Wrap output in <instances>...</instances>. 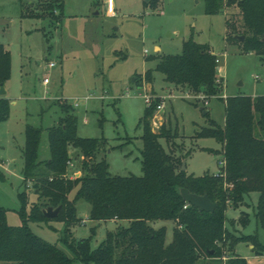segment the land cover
I'll return each instance as SVG.
<instances>
[{
  "label": "rangeland",
  "instance_id": "1",
  "mask_svg": "<svg viewBox=\"0 0 264 264\" xmlns=\"http://www.w3.org/2000/svg\"><path fill=\"white\" fill-rule=\"evenodd\" d=\"M63 2L62 9L50 14L49 10L39 9L38 0H0V43L11 53V74L5 83L10 113L0 123V207L7 212L8 224L22 225L19 194L26 190L22 173L25 130L28 126L42 130L39 159H48V131L59 126L64 118L60 103L78 104L76 108L73 106L78 135L105 142L98 160L105 159L112 176L143 175L139 124L147 107L145 92L153 97L152 104L164 103L162 112L154 111L152 128L158 133L166 123L168 129L179 135L170 144L164 138L160 142L167 152L184 158L188 175L203 177L222 171L219 166L224 158L222 145L214 138L195 136L209 127L210 121L224 127L225 102L216 97L206 105L195 94L187 98L184 93L169 89L173 85L154 70L158 64L157 53L180 54L183 42L193 37L197 43L213 47L218 56L227 53L226 58H221L226 96H264V59L237 51L238 43L227 38L225 15L206 14L204 0H160L156 8L145 6V0ZM31 11L40 17L28 15ZM237 12L232 10L227 17H232L239 26ZM156 46L161 51L155 50ZM50 62L57 65L50 69ZM150 70L152 83L145 78ZM255 76L260 80L256 81ZM45 78L50 80L46 86ZM169 95L173 98H163ZM205 107L207 111H202ZM73 163L75 167L69 169L71 177L80 170L81 158ZM27 185L29 202H36L31 183ZM73 197L74 193L70 199ZM251 197L250 208L232 210L234 207L229 204L227 218L237 219L241 211L252 213L258 194ZM77 209L81 221L71 233L76 239H92L94 248L108 233L128 225L127 222L90 220V206L83 200L77 203ZM83 220L87 222L83 224ZM29 227L34 234L71 255L61 242L64 222L29 223ZM153 227L166 228L167 239L172 241L176 223L157 221ZM241 231L243 235L257 234L264 243V230L257 227L253 215ZM235 252L248 264H264V252L257 256L248 243L237 244ZM229 256L224 254L225 262ZM225 262L202 258L196 264Z\"/></svg>",
  "mask_w": 264,
  "mask_h": 264
},
{
  "label": "trees",
  "instance_id": "2",
  "mask_svg": "<svg viewBox=\"0 0 264 264\" xmlns=\"http://www.w3.org/2000/svg\"><path fill=\"white\" fill-rule=\"evenodd\" d=\"M159 1L145 0V6L156 8ZM204 1L206 14L225 15L228 40L240 44L242 52L255 53L264 59V0ZM63 3V0H38V7L53 14L63 8ZM235 9L239 26L232 17H227ZM28 15L40 17L36 11ZM235 35L244 36L245 41L235 40ZM157 59L154 71L160 72L181 93L203 95L206 103L216 97L225 102L224 127L210 121L209 127L195 136L214 138L222 145L226 162L222 173L195 177L181 170L184 158L167 152L160 142L163 138L170 142L177 134L166 124L160 132L153 131L151 120L157 106L154 103L145 108L139 124L143 175L112 176L105 159L98 160L105 142L80 137L74 107L60 103L64 118L59 126L48 131V159H39L42 130L31 126L25 130L22 173L26 190L19 194L22 225L10 226L6 210L0 207V263L196 264L202 258L223 261L224 254L233 253L241 242L253 245L256 255H262L264 243L257 234L237 235L233 229L235 222L246 228L249 215L242 213L238 220L231 222L226 213L229 204L236 209L251 194H258L254 217L258 228L264 230V96L222 98V88L216 83V56L208 45L197 43L193 37L183 42L180 54H157ZM10 74L11 53L0 43V85H5ZM145 78L152 83L153 71H148ZM9 113L10 102L0 98V123L8 119ZM80 158L82 175L71 179L68 163ZM28 182L37 197L33 203L29 202ZM181 188L198 196L207 195L216 205L214 212H200L191 205L185 209L187 203L179 193ZM81 200L90 206V220H116L128 225L108 233L96 248L90 238L76 239L71 229L81 221L77 209ZM49 207H61L57 218L44 216L43 211ZM51 221L64 222L61 242L71 255L57 244L40 238L29 227V223ZM157 221L176 223L170 243H167L166 228L153 227ZM226 264L248 263L241 257L230 256Z\"/></svg>",
  "mask_w": 264,
  "mask_h": 264
},
{
  "label": "built area",
  "instance_id": "3",
  "mask_svg": "<svg viewBox=\"0 0 264 264\" xmlns=\"http://www.w3.org/2000/svg\"><path fill=\"white\" fill-rule=\"evenodd\" d=\"M216 56V64H217V79H216V83L218 84V86H220L222 88V90L224 91V93L221 95L222 98L226 99L228 96L225 95V80H224V75H223V70H222V67H221V58H226L227 57V53H221L219 56L214 54ZM56 62H50L48 64V68L52 69L56 66ZM255 80L258 81L259 80V77L258 76H255ZM50 83V80L49 78H45L44 81H43V84L46 86ZM145 91V90H144ZM184 95H186L187 98H192L191 95L192 94H189V93H184ZM198 98H201L203 101H204V96L203 95H196ZM144 99H145V102H146V105L147 106H151L152 103H153V97L151 95H149V93L145 92L144 95H143ZM165 100L167 99H171L173 98L172 95H169L168 97H163ZM206 103V102H205ZM208 103H206L207 105ZM75 108L78 107V104L75 103L73 105ZM164 109V103L162 104H158L156 106V110L157 112H162ZM154 128H157L158 125L156 122H154L153 124ZM153 131L155 132V130L153 129ZM69 167L70 168H74V163L72 161H69L68 163ZM219 166L221 167V170H223L226 166V162L224 161V159H222L220 162H219ZM219 173H222V171H220ZM218 173V174H219ZM82 175L81 172H73V175L72 177L69 175V177L71 179H76V178H80ZM190 206V204L187 203V205L184 207L185 209ZM87 222V220H83L82 223L85 224ZM179 229H183L182 226H179ZM223 260L225 261L226 258H223Z\"/></svg>",
  "mask_w": 264,
  "mask_h": 264
},
{
  "label": "water",
  "instance_id": "4",
  "mask_svg": "<svg viewBox=\"0 0 264 264\" xmlns=\"http://www.w3.org/2000/svg\"><path fill=\"white\" fill-rule=\"evenodd\" d=\"M234 39L243 43L245 41V37L244 36H239V35H235ZM7 95V90L5 88V85H0V97H4ZM182 171H186V164L185 162H183L182 164ZM179 193L181 195V197L183 198V200L190 204L191 206L197 208L200 212H214L216 205L211 202V200L209 199V197L207 195L204 196H198L195 194H192L189 190L187 189H179ZM44 216L48 219H54L57 218L61 212V207L57 208V209H53L51 207L45 209L44 211ZM213 253V252H212Z\"/></svg>",
  "mask_w": 264,
  "mask_h": 264
},
{
  "label": "crops",
  "instance_id": "5",
  "mask_svg": "<svg viewBox=\"0 0 264 264\" xmlns=\"http://www.w3.org/2000/svg\"><path fill=\"white\" fill-rule=\"evenodd\" d=\"M231 42H233V43H236V42H234V41H231ZM3 44V43H2ZM4 45V44H3ZM229 45H228V43H227V47H228ZM4 47H5V49L6 50H8L9 51V49H8V47L6 46V45H4ZM210 47V49H211V52L213 53V54H216L214 51H213V47H211V46H209ZM230 47V46H229ZM231 47H233V45L231 44ZM235 48L237 49V51H239V52H241L242 50H241V46H240V44H238V46H235ZM157 49H159L160 51H161V48L159 47V46H156V48H155V50H157ZM157 54H159V55H161V52L160 53H157ZM249 54H255V53H249ZM256 55V54H255ZM258 56V55H257ZM260 57V56H259ZM260 80V79H259ZM169 88V87H168ZM169 89H175V90H177L178 92H181V91H179L174 85L172 86V88H169ZM238 95H241V94H238ZM7 96V95H6ZM251 97H257V96H251ZM4 98H5V96H4ZM206 108V107H205ZM206 111H207V108H206ZM204 115H207V113H205ZM166 124V123H165ZM179 136V135H178ZM177 136V137H178ZM196 138V137H195ZM173 142V141H172ZM171 142V143H172ZM169 143V142H168ZM170 144V143H169ZM171 153H172V151H171ZM183 162H185V164H186V161L185 160H183ZM76 172H81L80 170H77ZM186 172H187V165H186ZM219 173V172H218ZM218 173H215V174H213V175H216V174H218ZM188 174V173H187ZM252 194L250 195V197L248 198V199H246L245 200V202L244 203H242V204H240L239 205V207L238 208H234V209H232V210H239L240 208H242V207H248V208H250L251 207V205L248 203L249 201H251V202H253V200H252ZM257 199H258V197H257ZM257 199H256V201H257ZM256 205H257V202H256ZM256 205H254L253 204V212L251 213V212H246V211H241L240 212V214H239V216H238V218L236 219H228L229 221H231V220H238L239 218H240V216L242 215V213H246V214H248L249 215V217H250V221H251V217H252V215L254 216V210H255V207H256ZM255 218V217H254ZM111 221H114V222H119L120 223V221H116V220H111ZM175 223V222H174ZM258 227V226H257ZM233 229L236 231V234L237 235H242V231H241V226L239 225V223L238 222H235L234 223V226H233ZM167 243H170L169 241H168V239H167ZM251 245V244H250ZM251 248H252V250L254 251V246L253 245H251ZM229 255L230 256H238L237 254H236V252H235V250H234V252L233 253H229ZM230 256H229V258H230ZM257 256H261V255H257ZM239 257V256H238ZM223 262V261H222ZM225 262V261H224ZM226 263V262H225Z\"/></svg>",
  "mask_w": 264,
  "mask_h": 264
}]
</instances>
